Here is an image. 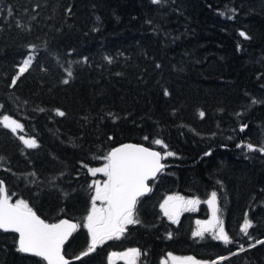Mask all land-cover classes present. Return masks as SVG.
I'll list each match as a JSON object with an SVG mask.
<instances>
[{
    "label": "trees",
    "instance_id": "16d2710c",
    "mask_svg": "<svg viewBox=\"0 0 264 264\" xmlns=\"http://www.w3.org/2000/svg\"><path fill=\"white\" fill-rule=\"evenodd\" d=\"M3 115L22 127L0 122V181L46 221L78 223L64 245L69 264H110L127 247L138 249L133 264L169 254L264 264V152L246 147H264V0H0ZM124 141L174 155L137 200L139 223L81 256L91 243L89 168ZM212 192L229 243L209 230L193 236ZM173 193L201 201L173 221L161 208ZM17 247L16 233L0 230V264H47Z\"/></svg>",
    "mask_w": 264,
    "mask_h": 264
},
{
    "label": "snow or ice",
    "instance_id": "6c2138e0",
    "mask_svg": "<svg viewBox=\"0 0 264 264\" xmlns=\"http://www.w3.org/2000/svg\"><path fill=\"white\" fill-rule=\"evenodd\" d=\"M153 2L159 3V0H153ZM240 35L247 38L243 32ZM30 64L31 57L25 59L19 66L17 76L26 72ZM68 75L71 76L72 73L69 72ZM16 79L17 77H13V84L16 83ZM67 82V80L64 81V83ZM164 94L168 95L167 90ZM57 111L59 115H64L63 112ZM200 115L203 117L204 113L201 112ZM0 122L4 124V127H11L13 132L16 128L22 127L15 120H11L9 116H4ZM13 125L15 127H12ZM243 127L246 126H242L241 130H243ZM145 139H148V137H145ZM21 140L29 148L36 147L34 139L21 137ZM153 143L163 145L165 149L167 148V145H164L161 139H156ZM246 147L249 151L264 152V147L257 149L252 144H248ZM172 155L174 153L171 151H165L162 155L161 152L150 150L141 145L125 144L113 148L103 157L106 161L103 167L89 168V172L93 175L103 173L107 179L93 181L91 185L95 189V194L92 196V207L85 218L86 223L84 224L90 234L91 243L87 251L81 253V256H86L94 251L98 242L103 243L105 239L113 237L119 238L126 230V225L139 223V220L134 218L135 205L137 198L143 195L144 192L149 191L145 181L164 168L161 163L164 157ZM216 195L215 192H212L207 201L210 207L213 208L214 217ZM10 200L11 197L8 195L3 182L0 181V230L18 233L17 251L42 257L47 261V264H69L61 249L68 236L77 229V224L68 220H60L58 223L53 224L46 223L29 207L28 202L18 199L15 203H11ZM97 201L100 202L101 207H97ZM170 201L174 202L171 205V211L167 207ZM197 202L196 200L185 201L183 197L179 196L168 197L161 208L164 209L165 215L169 219L175 221V215L181 207L193 205ZM206 223L212 227L214 232L217 227L220 229L219 233L215 234L216 239L223 240L225 243L230 242L229 237L223 231L222 221H216L215 224L212 221ZM197 224L199 225L201 222L197 221ZM251 227V221L245 214L241 232L249 235L248 229ZM205 231H208L207 227L198 229L193 232V236H203ZM256 243H264V241L258 240ZM124 255L130 257L129 264H133L135 256L138 255V250L129 249ZM76 259H80V257H76ZM172 259L175 261L177 258L172 257ZM218 259L223 260L225 258L219 257ZM162 264H166V262H162ZM181 264H209V262H201L189 256L182 258ZM210 264H217V262L211 261Z\"/></svg>",
    "mask_w": 264,
    "mask_h": 264
},
{
    "label": "rangeland",
    "instance_id": "374dc122",
    "mask_svg": "<svg viewBox=\"0 0 264 264\" xmlns=\"http://www.w3.org/2000/svg\"><path fill=\"white\" fill-rule=\"evenodd\" d=\"M27 58H29V56L26 57L25 59H27ZM25 59H24V60H25ZM24 60H23V61H24ZM22 63H23V62H22ZM22 63H21V64H22ZM21 64H20V65H21ZM4 116H7V115H3L2 118H3ZM9 117H10V116H9ZM10 118H11V120H15V119L12 118V117H10ZM15 121H16V120H15ZM16 122L18 123V121H16ZM12 127H15V125H13ZM17 129H18V128H16V130H17ZM23 137H24L25 139H31L29 136H28V137H27V136H23ZM164 152H165V151H163V153H164ZM104 163H106L105 160H103V162H101L99 165H97V166H95V167H92V168H100V167H103ZM94 177H95V181H103V180L107 179V177L104 176L103 173H96V174L94 175ZM94 194H95V190H94L93 195H94ZM210 195H211V193H210ZM210 195H209L208 197L205 198V202H206V203H207V201L209 200ZM175 196L182 197V196H180V195H178V194H175V193H173V194H167V195L164 197V199L161 201V205L164 204L165 200H166L168 197H175ZM183 198H184L185 201H187V200H196V201H198V202H197L196 204H193V205H184L183 207H181V209H180V210L178 211V213H176V215H175V220H177L179 214H180L182 211H184V210H186V209H190V208H193V209L196 208V207L199 205L200 201H201L199 198H186V197H183ZM173 203H174V202L170 201V202H169V205L167 206V207L169 208L170 211L172 210L171 205H172ZM96 204H97V207H101V206H102V205L100 204L99 201H97ZM207 205H208V208H209V215H208V217H206V218H203V219L198 220V221L201 222V224L198 225V229H203V228L207 227L208 230L211 231L212 233H214V234H218L219 231H220V229H219L218 227L215 229V232H214L213 229H212V227L206 223V222L212 221L213 224H215L216 221H222L221 218L219 217L218 213H217V207H216L217 205H216V201H215V208H216L215 217H214V213H213V208L210 207V205H209L208 203H207ZM91 207H92V204H91ZM90 210H91V208H90ZM90 210H89V211H90ZM162 211L165 213L164 209H162ZM88 213H89V212H88ZM87 215H88V214H87ZM87 215H86V217H87ZM85 223H86V219H85ZM223 231H224V228H223ZM224 233H225V231H224ZM129 249H136V248H134V247H127V248L123 249V250L121 251V253H120V258H121L123 261H125L127 264H129V259H130V257H127V256H125L124 254H125L126 252H128ZM137 256H138V255H137ZM137 256H135V258H134V262L136 261ZM172 257H175V258H177V259L174 261V260L172 259ZM182 258H185V257H183V256H179V255L171 254V255H167V256L164 258L163 262H166V264H181V259H182ZM110 264H112V261H111V260H110Z\"/></svg>",
    "mask_w": 264,
    "mask_h": 264
},
{
    "label": "water",
    "instance_id": "95a60500",
    "mask_svg": "<svg viewBox=\"0 0 264 264\" xmlns=\"http://www.w3.org/2000/svg\"><path fill=\"white\" fill-rule=\"evenodd\" d=\"M125 144H132V145H141V146H143V147H145V148H149L150 150H153V151H158V152H161V150H159L157 147H152V146H148V145H145V144H142V143H138V142H133V141H124V142H121V143H119V144H117V145H115V146H113L109 151H108V153L113 149V148H117V147H120L121 145H125ZM107 153V154H108ZM161 154H162V152H161ZM161 163L164 165V163H163V159L161 160ZM157 174H158V172L156 173V175L155 176H150L146 181H145V183H146V185H147V187H148V189L150 190V188H151V185H150V180H152V179H154L156 176H157ZM149 191H146V192H144V194H147ZM143 194V195H144ZM140 197V196H139ZM138 197V198H139ZM137 198V199H138ZM10 202L11 203H15L14 201H12V200H10ZM33 210V209H32ZM42 220H44L46 223H49V224H53V223H58L60 220H68V221H70L71 223H75V224H77L76 223V221H74V220H71V219H69V218H65V217H62V218H60V219H58L57 221H55V222H53V223H50V222H47L44 218H42L35 210H33ZM73 233V232H72ZM72 233L68 236V238H67V240L70 238V236L72 235ZM17 234V241H18V238H19V236H18V233H16ZM264 238H262L261 240H263ZM67 240H65V242H64V244L67 242ZM18 245V244H17ZM63 249H64V245H63V247H62V249H61V252H62V254L64 255V257H65V259L66 260H71V258H69V257H67L65 254H64V251H63ZM31 254V253H30ZM111 257H114V255L113 254H111ZM42 258V257H41ZM47 262V261H46Z\"/></svg>",
    "mask_w": 264,
    "mask_h": 264
},
{
    "label": "flooded vegetation",
    "instance_id": "af4514ba",
    "mask_svg": "<svg viewBox=\"0 0 264 264\" xmlns=\"http://www.w3.org/2000/svg\"><path fill=\"white\" fill-rule=\"evenodd\" d=\"M119 252H121V251H119Z\"/></svg>",
    "mask_w": 264,
    "mask_h": 264
}]
</instances>
